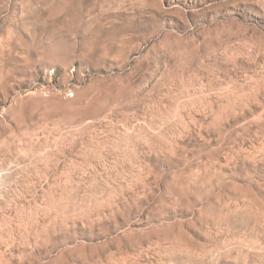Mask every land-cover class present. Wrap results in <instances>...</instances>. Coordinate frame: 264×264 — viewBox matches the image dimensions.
<instances>
[{
    "label": "rangeland",
    "instance_id": "1",
    "mask_svg": "<svg viewBox=\"0 0 264 264\" xmlns=\"http://www.w3.org/2000/svg\"><path fill=\"white\" fill-rule=\"evenodd\" d=\"M0 264H264V0H0Z\"/></svg>",
    "mask_w": 264,
    "mask_h": 264
}]
</instances>
